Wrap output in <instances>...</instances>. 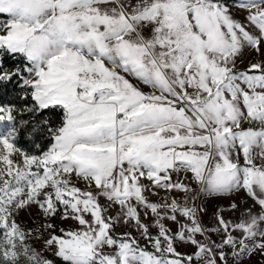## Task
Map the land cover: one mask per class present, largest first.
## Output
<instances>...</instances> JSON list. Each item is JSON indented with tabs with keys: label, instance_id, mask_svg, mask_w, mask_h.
Instances as JSON below:
<instances>
[{
	"label": "snow or ice",
	"instance_id": "obj_1",
	"mask_svg": "<svg viewBox=\"0 0 264 264\" xmlns=\"http://www.w3.org/2000/svg\"><path fill=\"white\" fill-rule=\"evenodd\" d=\"M0 264H264V0H0Z\"/></svg>",
	"mask_w": 264,
	"mask_h": 264
},
{
	"label": "rangeland",
	"instance_id": "obj_2",
	"mask_svg": "<svg viewBox=\"0 0 264 264\" xmlns=\"http://www.w3.org/2000/svg\"><path fill=\"white\" fill-rule=\"evenodd\" d=\"M247 62V60L245 61V63ZM241 67H243V65H241ZM211 215V210L209 212V216ZM26 222H28V217H22ZM31 226V225H30Z\"/></svg>",
	"mask_w": 264,
	"mask_h": 264
}]
</instances>
